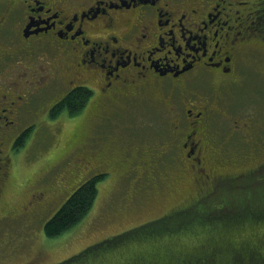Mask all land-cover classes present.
Listing matches in <instances>:
<instances>
[{"label": "flooded vegetation", "instance_id": "af4514ba", "mask_svg": "<svg viewBox=\"0 0 264 264\" xmlns=\"http://www.w3.org/2000/svg\"><path fill=\"white\" fill-rule=\"evenodd\" d=\"M263 2L0 0V109H7L11 121L0 119V205L12 178L16 141L33 127L35 118H47V109L41 112L32 97L55 93L77 71L83 74L89 69V76L95 72L98 79L107 76L106 67L89 68L93 49L100 54L107 48L106 63L119 65L107 77L111 87L106 93H97L101 97L95 108L97 121L102 117L108 121L110 116L105 112L112 111L119 127L131 132L136 128L132 126L136 116L134 113V120L126 121L125 111L135 102L150 99L154 92L162 94L169 119L162 139L165 149L154 155V161L170 156L171 164L180 168V179L196 197L212 194L238 174L258 169L262 162L240 172H226L227 143L218 134L245 133L248 126L224 124L229 123V117L213 91L224 84L225 77L234 75L243 50L259 36L248 26ZM170 33L175 34V40ZM42 56L51 64L42 66ZM42 76H47L43 84L39 82ZM4 94L7 99H3ZM22 118H31V123L24 125ZM114 156L111 150L108 157L95 153L103 166H109ZM143 158L134 161L131 170L139 169L143 174L151 170L154 178L159 167ZM164 181L161 178V184ZM49 191L46 188L32 194L42 202ZM33 196L30 202H34ZM223 204L218 207L223 208Z\"/></svg>", "mask_w": 264, "mask_h": 264}, {"label": "rangeland", "instance_id": "374dc122", "mask_svg": "<svg viewBox=\"0 0 264 264\" xmlns=\"http://www.w3.org/2000/svg\"><path fill=\"white\" fill-rule=\"evenodd\" d=\"M259 8L258 13H264V2ZM258 34L251 40L252 45L243 50L234 75L225 77L224 84L213 91L219 106L229 117V123L225 121L224 124L233 128L234 125L248 126L247 131L244 128L245 133L218 134L227 143L229 159L226 155L223 157L227 160L228 173L264 162V38ZM42 57L39 60L42 66L51 64L48 58ZM165 104L163 95L154 92L150 99L135 102L125 111V119L129 122L134 120L135 113L132 126H136L133 130L137 129L136 133L119 127L117 115L112 111L105 112L110 116L108 121L102 120L104 117L97 121L96 117L98 127L87 136L84 130L75 127L74 118L65 119L59 131L47 118H35L30 136L14 154L12 178L0 205V215H7L0 219V264L60 262L135 222L138 216L147 218L148 214H158L161 200L182 199L188 195V189L194 195V190L187 188V183L180 179V168L171 164L170 156L154 161L156 153L165 149L162 139L167 133L169 119ZM28 119L22 118V123H31V118ZM110 150L115 152V158L109 166H103L95 153L108 157ZM142 156L150 165L159 167L154 178L151 170L145 174L139 169L131 170L134 167L131 164ZM105 170L111 171L99 182L98 197L92 209L62 235L48 238L45 223L83 182ZM255 170L257 168L248 171L247 175L238 174L214 191V195L198 197L206 202L199 203L192 212L213 214L214 206L218 208L223 203V208L228 210L233 192L255 191L261 185L253 183L251 172ZM161 178H165L163 184ZM46 188L50 191L44 201L40 202L38 195L33 196V192ZM31 196L34 202L29 201ZM195 197L196 194L193 199ZM27 203L29 207L25 208ZM260 227L264 230V223ZM188 238L194 237L179 238L180 249L186 248Z\"/></svg>", "mask_w": 264, "mask_h": 264}, {"label": "trees", "instance_id": "16d2710c", "mask_svg": "<svg viewBox=\"0 0 264 264\" xmlns=\"http://www.w3.org/2000/svg\"><path fill=\"white\" fill-rule=\"evenodd\" d=\"M29 129L16 141V151L30 136L32 129ZM102 174L97 173L83 182L66 201L85 183L88 187L68 207H63L65 201L45 223L48 238L62 235L92 209L98 197L99 182L106 176L96 177ZM214 207L213 214L190 212L169 221L167 229L145 236L140 242L130 241L116 248L106 246L103 249L95 248L94 243L67 259L71 264H236L237 254L242 253L245 264H264V230L260 229L264 223V185H259L255 191L233 192L228 210ZM184 235L194 238H188L186 248L180 249L179 238ZM90 247L92 251H88ZM65 260L52 264H65Z\"/></svg>", "mask_w": 264, "mask_h": 264}, {"label": "snow or ice", "instance_id": "6c2138e0", "mask_svg": "<svg viewBox=\"0 0 264 264\" xmlns=\"http://www.w3.org/2000/svg\"><path fill=\"white\" fill-rule=\"evenodd\" d=\"M99 3H103V0H98ZM147 2V0H143ZM152 3H156V0H151ZM51 17H49L50 19ZM47 23V20H45ZM62 23V21H61ZM249 31L252 33H260L264 38V13H258L255 19L249 21ZM71 30V25L69 26ZM202 30V29H201ZM77 34H79L77 32ZM175 40V34L170 33ZM74 39V37H73ZM191 44V40L188 41ZM161 45H164L163 36L160 37ZM199 50V49H197ZM206 51V48H205ZM93 64L89 65V68L94 69L96 67H106L107 76H100L97 78V73L93 72L89 76V69H85L84 73L77 71L67 82V85L55 93L45 95L44 97L33 96L34 103L39 105V110L44 112L47 109V120L52 122L56 126L57 131L60 130L65 119L71 117L75 119V127L78 130H84V135H91L93 131L98 127L95 122L97 113L95 112L96 105L100 100L99 93L103 94L107 92V89L111 87V80L107 77L111 76L113 71L118 68V63L113 67L108 61V49L105 48L102 53L96 54L95 49L92 50ZM112 56L116 55V52L111 53ZM98 61V63H96ZM47 76L40 78V83L43 84ZM81 81V82H78ZM7 94L3 95V99H7ZM24 99L23 96L20 97ZM78 118V119H76ZM0 119L8 121L7 109H0ZM35 125H33L34 127ZM31 129H29L30 131ZM195 150V149H193ZM60 157L57 158V160ZM195 166L194 164L192 165ZM111 170H105L101 176H97L96 179H102L104 176L110 174ZM254 184L264 185V162L261 163L259 168L251 172ZM260 177V179H256ZM195 181H189L193 183ZM88 187L85 183L81 186L80 190L75 192L69 200L65 202L63 207H68L75 200L81 192ZM174 188V185L171 186ZM95 195V184L93 182V196ZM214 195V193L212 194ZM191 201V203H189ZM206 201L200 200L198 197L193 199L191 189H188V195L182 199H176L175 197H168L166 200L159 202L158 214H148L147 218L138 216L135 222L128 223L126 227H122L119 231L112 232L109 237L94 244L95 248L103 249L106 246L116 248L121 244H127L130 241H142L143 237L153 234L154 232H160L161 229H167L169 221H175L177 218H182L188 213L192 212L195 207H198L199 203H205ZM92 247L88 251H92ZM76 257H73L75 259ZM65 264H71L70 259L65 260ZM236 264H245L242 253H238L236 256Z\"/></svg>", "mask_w": 264, "mask_h": 264}]
</instances>
